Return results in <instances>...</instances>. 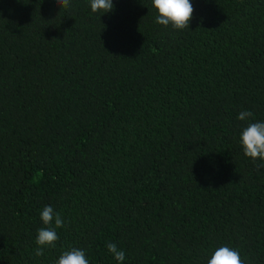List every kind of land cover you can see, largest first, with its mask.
I'll list each match as a JSON object with an SVG mask.
<instances>
[{
  "label": "trees",
  "instance_id": "trees-1",
  "mask_svg": "<svg viewBox=\"0 0 264 264\" xmlns=\"http://www.w3.org/2000/svg\"><path fill=\"white\" fill-rule=\"evenodd\" d=\"M112 2L0 0V264H264V161L239 144L264 122V0H192L179 31ZM48 205L64 226L36 256Z\"/></svg>",
  "mask_w": 264,
  "mask_h": 264
},
{
  "label": "clouds",
  "instance_id": "clouds-1",
  "mask_svg": "<svg viewBox=\"0 0 264 264\" xmlns=\"http://www.w3.org/2000/svg\"><path fill=\"white\" fill-rule=\"evenodd\" d=\"M57 3V0H55ZM92 13H108L113 10L112 0H89ZM59 6L69 8L70 0H58ZM151 6L155 10V22L164 27L171 26L174 30L189 29V23L193 17L192 0H151ZM250 111H241L237 119L246 121L252 117ZM239 144L241 145L243 155L255 161L259 159L264 161V122L249 123L239 135ZM264 167V163L260 165ZM40 220L43 227L39 228L35 238L37 248L34 254L36 256L44 255L45 248H54L59 239L57 229L64 226V221L59 212L54 211L53 207L44 206L40 212ZM107 250L117 262L125 259V253L119 249L115 243H107ZM55 264H89V260L83 249L72 248L62 252ZM207 264H244L240 252L228 246H221L215 249Z\"/></svg>",
  "mask_w": 264,
  "mask_h": 264
}]
</instances>
